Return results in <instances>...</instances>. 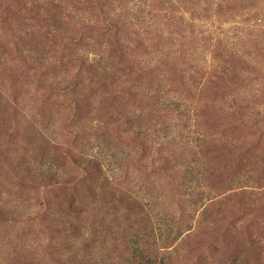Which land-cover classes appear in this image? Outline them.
Wrapping results in <instances>:
<instances>
[{
  "label": "rangeland",
  "instance_id": "1",
  "mask_svg": "<svg viewBox=\"0 0 264 264\" xmlns=\"http://www.w3.org/2000/svg\"><path fill=\"white\" fill-rule=\"evenodd\" d=\"M0 264H264V0H0Z\"/></svg>",
  "mask_w": 264,
  "mask_h": 264
}]
</instances>
